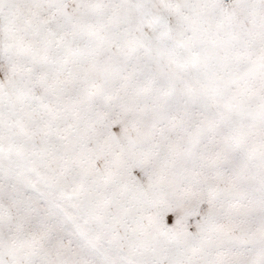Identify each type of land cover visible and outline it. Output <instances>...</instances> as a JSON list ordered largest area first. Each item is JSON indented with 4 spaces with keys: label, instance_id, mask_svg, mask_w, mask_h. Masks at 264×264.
<instances>
[{
    "label": "snow or ice",
    "instance_id": "snow-or-ice-1",
    "mask_svg": "<svg viewBox=\"0 0 264 264\" xmlns=\"http://www.w3.org/2000/svg\"><path fill=\"white\" fill-rule=\"evenodd\" d=\"M0 264H264V0H0Z\"/></svg>",
    "mask_w": 264,
    "mask_h": 264
}]
</instances>
